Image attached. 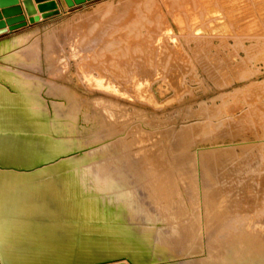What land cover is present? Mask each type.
I'll return each mask as SVG.
<instances>
[{"label": "rangeland", "instance_id": "rangeland-1", "mask_svg": "<svg viewBox=\"0 0 264 264\" xmlns=\"http://www.w3.org/2000/svg\"><path fill=\"white\" fill-rule=\"evenodd\" d=\"M0 44V92L64 149L55 175L123 213L88 225L150 232L115 241L136 264H264V0H97Z\"/></svg>", "mask_w": 264, "mask_h": 264}, {"label": "bare ground", "instance_id": "bare-ground-1", "mask_svg": "<svg viewBox=\"0 0 264 264\" xmlns=\"http://www.w3.org/2000/svg\"><path fill=\"white\" fill-rule=\"evenodd\" d=\"M1 49L5 48L0 44V51ZM7 94L0 92V130L12 128L17 131L0 132V264H97L109 261H115L111 262L114 264H136L137 256L132 253L135 248L124 250L125 247H119L115 241L119 237H128L138 245L150 246L151 233L142 231L135 234L132 231L112 229L103 224L88 225L89 220L100 218L101 215L96 207L91 205L93 200L87 196L89 191L86 188V178L77 172L73 174V178L55 175L63 167L54 166V163L60 160L64 149L57 148L52 139L42 138L40 135L43 125L33 120L27 110L22 109V103L17 106L18 109L21 107L20 110L12 109L17 105L18 98L13 99L17 100L14 104L12 97H6ZM23 130L26 132H22ZM112 185L108 187L111 188ZM124 199H128V196L112 198L113 201ZM112 215L115 216L113 213L103 212L101 217L111 218ZM122 215L123 213H118L115 217ZM190 228L195 229L193 225ZM90 241L104 246V250L128 257L93 260L91 253L85 254L83 249L85 243ZM182 250L184 255L192 253L189 244L183 246ZM157 251H153L155 258L159 253ZM227 255L233 256L231 251ZM245 261L246 257L236 256L231 264H245Z\"/></svg>", "mask_w": 264, "mask_h": 264}, {"label": "water", "instance_id": "water-1", "mask_svg": "<svg viewBox=\"0 0 264 264\" xmlns=\"http://www.w3.org/2000/svg\"><path fill=\"white\" fill-rule=\"evenodd\" d=\"M61 1L64 2L66 7L70 9L92 0ZM16 3L17 0H0V36L27 26L26 21L21 16V10L16 6ZM34 4H36V6H34ZM22 5L25 14L28 17V24L30 25L59 16L61 13L54 0H23ZM38 13L40 15H38ZM2 18H6L7 20L5 22H1ZM6 26L8 27L7 29ZM111 262L115 261L97 264H107Z\"/></svg>", "mask_w": 264, "mask_h": 264}, {"label": "crops", "instance_id": "crops-1", "mask_svg": "<svg viewBox=\"0 0 264 264\" xmlns=\"http://www.w3.org/2000/svg\"><path fill=\"white\" fill-rule=\"evenodd\" d=\"M22 1H23V0H17L16 6L20 8V10H21V16H22V17L24 18V20L26 21L27 26H26V27H23V28H20V29H17V30H14V31H12V32H9V33H7V34L1 35V36H0V40H3V39H9V42H10L12 39L17 38V37H19V36H21V35H24V34L29 33V32H31V31H36V30H37L40 26H42L44 23H46V22H48V21H51L52 19L55 18V17H53V18H51V19L44 20V21H41V22H39V23H35V24H33V25L28 24V17H27L26 14H25V11H24V8H23V5H22ZM54 1L56 2L57 6H58V8H59V10H60V12H61L60 14L62 15L63 13L68 12V11H70V10H74V9H79V8H81V7H85V6H87L88 4H90V3H92V2H95V1H97V0H92V1H90V2H87V3L83 4V5L76 6V7L70 8V9L67 8L66 5H65V3L62 2L61 0H54ZM60 1H61V2H60ZM34 6H36V4H34ZM0 11H1V9H0ZM38 15H40V14L38 13ZM56 17H57V16H56ZM6 20H7L6 18H2L1 22H5ZM7 28H8V27L6 26V29H7Z\"/></svg>", "mask_w": 264, "mask_h": 264}]
</instances>
